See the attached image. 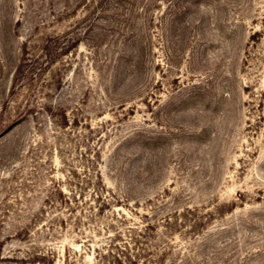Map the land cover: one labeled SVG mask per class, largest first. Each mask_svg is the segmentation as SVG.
Returning <instances> with one entry per match:
<instances>
[{
  "label": "rangeland",
  "instance_id": "374dc122",
  "mask_svg": "<svg viewBox=\"0 0 264 264\" xmlns=\"http://www.w3.org/2000/svg\"><path fill=\"white\" fill-rule=\"evenodd\" d=\"M0 264H264V0H0Z\"/></svg>",
  "mask_w": 264,
  "mask_h": 264
}]
</instances>
